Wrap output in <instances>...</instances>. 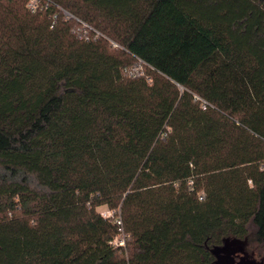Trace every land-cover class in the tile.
I'll return each mask as SVG.
<instances>
[{"label": "trees", "instance_id": "16d2710c", "mask_svg": "<svg viewBox=\"0 0 264 264\" xmlns=\"http://www.w3.org/2000/svg\"><path fill=\"white\" fill-rule=\"evenodd\" d=\"M27 3L0 0V264H264V0Z\"/></svg>", "mask_w": 264, "mask_h": 264}, {"label": "built area", "instance_id": "2783aa9c", "mask_svg": "<svg viewBox=\"0 0 264 264\" xmlns=\"http://www.w3.org/2000/svg\"><path fill=\"white\" fill-rule=\"evenodd\" d=\"M39 0H28V7L31 9L32 12H36L40 7H39ZM63 13L66 15V17L68 18H74L75 16L73 14H71L70 12H68L67 10H63ZM57 15H55L54 17H56ZM76 18V17H75ZM55 20L52 23V27L54 26ZM84 26L86 27H91L90 25H88L87 23L83 22ZM93 29V28H92ZM96 33L99 35L101 34L98 30H95ZM115 45H118L117 43L114 42ZM163 138H165V136H163ZM202 198V196H201ZM102 215L104 217H114L116 222L119 225V233L118 235L114 238L113 240V244L116 247H123V249H127V245H128V234L125 232L124 227H123V220H122V216H121V209H117V210H113V209H105L103 211H101Z\"/></svg>", "mask_w": 264, "mask_h": 264}, {"label": "water", "instance_id": "95a60500", "mask_svg": "<svg viewBox=\"0 0 264 264\" xmlns=\"http://www.w3.org/2000/svg\"><path fill=\"white\" fill-rule=\"evenodd\" d=\"M225 242L227 243V246L224 248H218L215 247V250L218 251V253L224 252L225 255H219V262L220 264H235L233 259H231L230 256V251L228 250L230 246H235L238 242H240L238 239H235L234 241H231L229 238L225 239ZM237 264H253L251 262L248 261H244V262H239Z\"/></svg>", "mask_w": 264, "mask_h": 264}, {"label": "rangeland", "instance_id": "374dc122", "mask_svg": "<svg viewBox=\"0 0 264 264\" xmlns=\"http://www.w3.org/2000/svg\"><path fill=\"white\" fill-rule=\"evenodd\" d=\"M136 69H141V68H140L139 65H138V66L136 67ZM136 69H135V70H136ZM150 82H151V80H150ZM105 209H107V207H105V206L99 208L100 211H103V210H105ZM130 248H131V247H130ZM127 251H128V249L126 250V252H127ZM129 252H130V251H129ZM250 252H252V251H250ZM256 258H257V259H261V258H262V255H261V254H258V255H256Z\"/></svg>", "mask_w": 264, "mask_h": 264}]
</instances>
